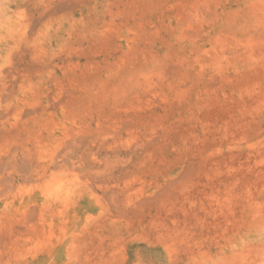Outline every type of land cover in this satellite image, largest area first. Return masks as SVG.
<instances>
[{"label":"rangeland","instance_id":"rangeland-1","mask_svg":"<svg viewBox=\"0 0 264 264\" xmlns=\"http://www.w3.org/2000/svg\"><path fill=\"white\" fill-rule=\"evenodd\" d=\"M0 264H264V0H0Z\"/></svg>","mask_w":264,"mask_h":264}]
</instances>
